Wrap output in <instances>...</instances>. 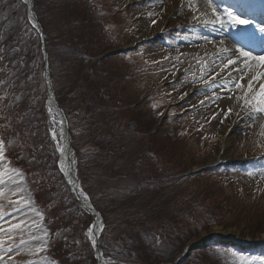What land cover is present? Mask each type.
<instances>
[{"label": "trees", "instance_id": "obj_1", "mask_svg": "<svg viewBox=\"0 0 264 264\" xmlns=\"http://www.w3.org/2000/svg\"><path fill=\"white\" fill-rule=\"evenodd\" d=\"M18 5L20 11L16 5L0 0V130L6 138L33 134L31 123L38 119L32 118L31 122V115L41 111L44 118L39 41L27 22L24 6ZM34 6L44 30L52 29L47 46L52 47L50 72L58 103L70 124L74 118V127L81 128L79 137L73 134L76 152L82 139L89 147L90 166L80 171V177L104 218V239L111 237L119 243L111 246L103 241L104 248L128 263L160 264L172 261L200 230L213 223H225L229 213L234 216L238 203L224 193L223 187L203 182L204 178L185 186L172 184L168 177L181 171L182 154L177 151L157 163L159 158L154 161L143 154L142 140L130 135L117 116L110 118L112 112L107 107L118 105V97L110 87L109 75L118 71L115 66L92 61L104 41L103 37L96 38L98 32L93 33V28L78 25L86 10L80 9L75 0H34ZM39 143L33 142L32 152L41 149ZM8 151L12 154L10 146ZM125 176L133 186L155 183L156 187L122 193ZM51 177L45 176L42 183L45 196H50V191L56 195L58 192L53 185L56 180ZM177 185L183 188L182 193H178ZM95 193L100 194L98 201L93 197ZM76 208L74 215L62 205L50 211L53 229L67 234L54 244L52 253L63 264H94L90 247L82 238V227L90 218L77 213L80 210ZM192 258L182 264H192Z\"/></svg>", "mask_w": 264, "mask_h": 264}, {"label": "rangeland", "instance_id": "obj_2", "mask_svg": "<svg viewBox=\"0 0 264 264\" xmlns=\"http://www.w3.org/2000/svg\"><path fill=\"white\" fill-rule=\"evenodd\" d=\"M186 2L187 0H103L100 2L101 13L107 11L106 19L110 20L111 18L114 21L109 27L115 33H120L119 36L122 39L119 41L121 43L132 45L145 39L142 38L144 34L150 33L152 34L147 38L152 35L161 38V40L155 41L150 38L152 44L142 46L136 52L140 57L150 62L162 60L158 65L159 69H162L161 72H143L138 77V84L143 91L141 89L136 91L130 84L129 88L133 92L131 95L141 99L140 95L144 96L147 92L154 90L157 93L152 98L160 101L164 96H167L166 100H173L176 105L170 115L167 114L166 107L162 106L153 110L145 105L126 121L122 120V123L125 122L128 128L137 125V128L139 126L142 131L155 130V137H152L151 141L158 152L163 150L162 148L171 151L169 146H174L176 143L181 148L183 147L186 156L184 164H187L189 170L203 168L217 159L242 160L247 156L259 155L261 160H255L251 164L253 169L260 171L259 179L250 181L241 178L239 182L238 179L224 176L228 182L234 183V189H237L241 194V196H232L237 199L240 206L237 214L242 213V218L245 221L243 220L239 225L234 222V224L225 223L226 226L215 225L211 229L229 239H237L242 236L243 240H247L248 236L256 233L264 239V127H262L264 126V113H253L252 106L242 107L245 98L250 99L255 92H259L257 87L263 77L252 81L253 91L249 92L247 97L244 96L248 87L246 84H243V88L237 89L234 93L228 92L227 95L220 97L216 96L220 87L200 89L202 85H206L207 80L211 79V73L218 68L215 67V63L212 69L211 64H208L209 58L206 54L190 52V48L195 46L192 43L195 34L192 33L193 30L190 27L192 22L186 16L189 11L186 9L184 11L183 8ZM182 8L183 10H181ZM168 12L170 20L161 24L159 34L158 32L153 34V28ZM174 56H180L181 61L174 62L172 60ZM133 58L131 56L128 59L136 61ZM213 58H218V56L215 54ZM224 61L228 63L227 60ZM120 62L124 63V60ZM135 72L139 74L138 69ZM202 76L205 80L199 81ZM144 81L147 82V87L144 86ZM237 97H241V99L238 100ZM228 98H233L229 104L223 101ZM228 109H232V111L225 117ZM242 113L247 115L244 116ZM182 115L205 119L208 124L202 129L196 125L190 129L185 123L186 121L179 118ZM250 115L254 118H249ZM193 129L197 132L195 133ZM82 142H85V139L80 141V143ZM80 147L79 154L84 159L80 168L84 171V167H88L90 164L85 161L87 158L86 149ZM126 179L124 181L130 180L128 177ZM200 179H196L195 182ZM236 180L238 184L235 182ZM6 181V183L0 184V193H3L0 195V257L3 258L0 259V264H19V260L14 263L9 258L17 253L23 263L40 264V259L44 258L45 233L47 232L40 225V218L35 222H31L27 217L22 218L20 212L25 208L22 209V202L13 203L17 198L13 195L15 191L12 180L7 177ZM188 182L195 183L193 180ZM214 184L218 185L215 182ZM177 188L178 193H182L183 188L180 185H177ZM224 193L229 194L226 191ZM7 203H11L15 209L12 211L6 209L9 208ZM5 206L7 207L5 208ZM237 214L231 217L229 213L226 218L232 222L231 220H236ZM14 227L15 229H13ZM36 239H40V244L38 247H33ZM12 241L14 243L10 245ZM37 248H40L41 251L37 252Z\"/></svg>", "mask_w": 264, "mask_h": 264}, {"label": "snow or ice", "instance_id": "obj_3", "mask_svg": "<svg viewBox=\"0 0 264 264\" xmlns=\"http://www.w3.org/2000/svg\"><path fill=\"white\" fill-rule=\"evenodd\" d=\"M213 15H216L215 9L213 10ZM228 16L230 18V22L235 24V25H243L246 24L247 21L243 20V19H239L238 17L232 16L231 13H228ZM217 22H220V17L217 16ZM153 23H155V21H153ZM240 56L244 57V58H249V53L248 52H240ZM251 59L256 60L258 65L264 66V57H251ZM236 61L234 60H229L227 64L224 65L225 68L228 67L229 64H235ZM245 67H249V65H245ZM260 77H264V72H257L255 75H253L252 77V81L260 78ZM243 77L241 76L237 81H235V87L237 89H241L243 88V85L239 82L240 80H242ZM252 81H249L248 87L245 90L244 96L247 97L249 92H252ZM237 99H241V97H237ZM243 106H252V112L253 113H264V84H262L260 86V90L259 92H255L250 99L245 98L244 102H243ZM49 111L51 112L52 109L49 108ZM232 109H228V111L225 113V117H227V115L229 113H231ZM249 118H254L250 115ZM264 127V126H262ZM4 151H5V145L3 141H0V161H2L4 159ZM15 171V170H13ZM5 175L6 173H0V184H4L6 183V179H5ZM9 179H11L9 177ZM16 193H13V195H15ZM0 195H3V193H0ZM81 195H83L81 193ZM84 200L87 201V196L84 197ZM22 201H15L13 203L19 204ZM23 203H28L27 200H24ZM37 216H41V214L39 212L36 213ZM42 218V217H41ZM92 229L89 228V232H91ZM45 235H47V233H45ZM37 252L41 251L40 248L36 249ZM0 259H3L2 257H0Z\"/></svg>", "mask_w": 264, "mask_h": 264}, {"label": "bare ground", "instance_id": "obj_4", "mask_svg": "<svg viewBox=\"0 0 264 264\" xmlns=\"http://www.w3.org/2000/svg\"><path fill=\"white\" fill-rule=\"evenodd\" d=\"M198 4H199V6H200V9H201V13H204L205 15H213V10L215 9V8H213L212 6H211V4L207 1V0H198ZM215 12H216V15H218L219 13H218V10L217 9H215ZM170 20V14H169V12L168 13H166V14H164L163 15V17H162V19H161V21H160V23L157 25V26H155L154 28H153V34H155L157 31H159V29H160V26H161V24L163 23V22H167V21H169ZM152 33H150V34H144L143 36H142V38H146L147 36H150ZM199 41H206V39L205 38H199L198 39ZM224 43L223 42H219V45L222 47V46H224L223 45ZM205 51L206 50H208L209 48H208V45L207 46H205ZM256 63H254L252 66L254 67V68H257V65H255ZM264 69V66H259V69ZM248 79H250V76H244L243 77V79L241 80V81H243V80H246V81H248ZM232 99L233 98H228V99H224L223 101L224 102H226L227 104H229L230 102H232ZM230 126V125H229ZM66 145H63V143H62V146L60 147V158H59V165H60V167L62 168V170H64V172H66L67 174H68V176L71 178V175L69 174V164H68V154H66ZM72 181V180H71ZM34 217H35V215L34 214H32L31 213V215L29 216V219L30 220H33L34 219ZM99 231V222H98V220L96 221V224H95V226H94V230H93V232L95 233V234H97V232Z\"/></svg>", "mask_w": 264, "mask_h": 264}, {"label": "water", "instance_id": "obj_5", "mask_svg": "<svg viewBox=\"0 0 264 264\" xmlns=\"http://www.w3.org/2000/svg\"><path fill=\"white\" fill-rule=\"evenodd\" d=\"M198 246H199V243H198V242L189 245V246L186 248V251H185L183 257H185V256L188 254V252H190L192 249H194V248H196V247H198Z\"/></svg>", "mask_w": 264, "mask_h": 264}]
</instances>
